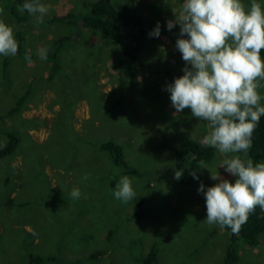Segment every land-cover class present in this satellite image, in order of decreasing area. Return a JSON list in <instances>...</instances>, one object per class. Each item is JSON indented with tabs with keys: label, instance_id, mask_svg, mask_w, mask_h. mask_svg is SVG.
<instances>
[{
	"label": "rangeland",
	"instance_id": "1",
	"mask_svg": "<svg viewBox=\"0 0 264 264\" xmlns=\"http://www.w3.org/2000/svg\"><path fill=\"white\" fill-rule=\"evenodd\" d=\"M113 2L129 5L145 22L147 34L138 52L144 64L135 67L134 77L121 63L123 46L101 31L80 27L58 54L60 68L51 75L38 49H49L70 33L69 26L38 25L34 16L20 11L18 21L10 0H0V20L13 26L17 40L20 32L31 58L29 63L24 56H0V147L5 129L19 136L14 153L0 158V264H35L31 254L55 257L43 264H140L154 243L156 264H224L229 234L205 222L206 198L198 192L201 183L207 191L219 181L200 167L199 179L182 183L175 178L174 153L164 147L187 139L204 142L210 131L191 109L177 112L167 91L186 66L176 48L180 25L167 29L183 0ZM41 3L50 9L44 19L87 12L83 0ZM158 23L160 36H150ZM105 140L123 146L138 175L126 174L99 149ZM224 158L214 150L206 164L231 179L219 168ZM123 176L138 192L127 204L113 195ZM73 188L80 189L79 199H72ZM141 198L145 214L132 217ZM236 247L237 264H264L263 236L252 246L238 240ZM96 251L102 255L91 257Z\"/></svg>",
	"mask_w": 264,
	"mask_h": 264
},
{
	"label": "clouds",
	"instance_id": "2",
	"mask_svg": "<svg viewBox=\"0 0 264 264\" xmlns=\"http://www.w3.org/2000/svg\"><path fill=\"white\" fill-rule=\"evenodd\" d=\"M25 10L38 25L50 12L41 0H25L19 11ZM173 12L175 20H168L167 29L180 25L176 48L186 66L184 74L167 85L171 102L177 112L191 109L193 117L208 123L205 145L225 157L219 168L236 177L233 183L200 162L201 168L210 170L211 179L219 181L207 191L203 183L198 188L206 198L205 222L239 234L257 207L264 210V163H254L248 156L264 116V5L258 0L249 5L243 0H183ZM149 35L160 36L159 23ZM18 47L13 26L0 20V56L14 57ZM37 55L46 60L48 49H38ZM26 59L31 63L30 57ZM182 175V170L175 172L176 179ZM88 179L85 174L83 180ZM70 195L79 199L80 189L73 188ZM113 195L127 204L138 192L123 176Z\"/></svg>",
	"mask_w": 264,
	"mask_h": 264
},
{
	"label": "trees",
	"instance_id": "3",
	"mask_svg": "<svg viewBox=\"0 0 264 264\" xmlns=\"http://www.w3.org/2000/svg\"><path fill=\"white\" fill-rule=\"evenodd\" d=\"M25 0H10V9L16 15L18 21H22L23 16L18 14L19 8L23 6ZM87 12L76 14L66 12L60 15H52L44 19V22H57L69 26L70 33L60 36L48 49V58L50 74L58 71L60 64L58 54L62 49L68 46L72 36L75 34V28H90L101 31L105 37L113 42L123 46L124 57L121 63L127 68L129 77L135 76V67L143 65L144 62L138 57V52L146 38V28L144 19L129 6L113 0H83ZM21 12V11H20ZM22 13H27L23 11ZM18 52L16 55L26 57L22 41L23 37L18 33ZM264 57V49L261 51ZM21 101V100H20ZM6 136L5 144L0 147V158L10 157L19 142V136L10 129L4 130ZM253 145L248 156L253 159L254 163H264V116L261 117L260 123L253 134ZM174 153V167L176 171L182 170L183 175L179 179L184 184H190L194 179L193 173L197 174L200 169V162L205 163L212 159L214 148L208 147L204 142L195 139H187L179 146L164 143ZM99 149L107 152L112 162L124 169L126 174L138 175L139 170L131 165L124 155L123 146L116 141L105 140L100 143ZM236 177L229 179L233 183ZM144 198L139 199L132 207V217H143L145 212ZM229 234V245L225 251L224 264H237L240 259V252L236 247V242L242 240L247 245L252 246L260 242L264 237V210L259 207L250 214L248 221L241 228L239 234H233L231 229L223 227ZM158 247L154 243L147 253L140 258V264H156L158 261ZM102 252L96 251L91 257H99ZM55 259L54 256H43L31 254L29 261L35 264H43Z\"/></svg>",
	"mask_w": 264,
	"mask_h": 264
}]
</instances>
